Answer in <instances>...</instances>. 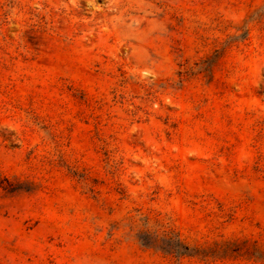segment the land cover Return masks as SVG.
Listing matches in <instances>:
<instances>
[{
  "label": "rangeland",
  "instance_id": "1",
  "mask_svg": "<svg viewBox=\"0 0 264 264\" xmlns=\"http://www.w3.org/2000/svg\"><path fill=\"white\" fill-rule=\"evenodd\" d=\"M0 264H264V0H0Z\"/></svg>",
  "mask_w": 264,
  "mask_h": 264
}]
</instances>
